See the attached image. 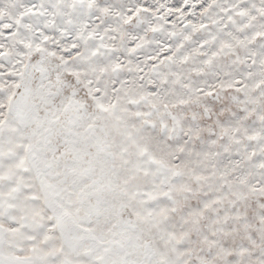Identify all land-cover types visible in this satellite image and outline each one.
Wrapping results in <instances>:
<instances>
[{
  "label": "snow or ice",
  "instance_id": "snow-or-ice-1",
  "mask_svg": "<svg viewBox=\"0 0 264 264\" xmlns=\"http://www.w3.org/2000/svg\"><path fill=\"white\" fill-rule=\"evenodd\" d=\"M0 264H264V0H0Z\"/></svg>",
  "mask_w": 264,
  "mask_h": 264
}]
</instances>
